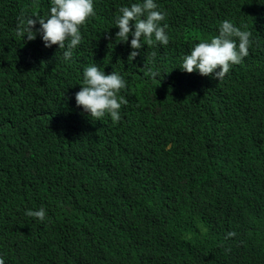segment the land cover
I'll list each match as a JSON object with an SVG mask.
<instances>
[{
	"label": "trees",
	"instance_id": "16d2710c",
	"mask_svg": "<svg viewBox=\"0 0 264 264\" xmlns=\"http://www.w3.org/2000/svg\"><path fill=\"white\" fill-rule=\"evenodd\" d=\"M136 1L93 0L96 15L81 26L82 41L66 61V49L45 47L40 34L32 41L16 35L20 18H48L51 0H0L6 264H22L16 257L121 264L124 247L139 238L149 241L145 264H202L214 256L264 264V0H211L204 14V0H157L169 43L142 41L129 61L133 37L116 40L115 18ZM225 20L252 33L249 55L221 80L183 71V58L217 36ZM93 64L105 74L124 73V107L146 110L149 123L127 130L122 113L119 122L109 114L100 121L77 106L84 69ZM154 72L194 83L173 90L176 108L157 126L147 106ZM57 145L66 152H47ZM40 207L43 222L26 215ZM158 229L176 243L172 256L151 244Z\"/></svg>",
	"mask_w": 264,
	"mask_h": 264
},
{
	"label": "clouds",
	"instance_id": "9594fccd",
	"mask_svg": "<svg viewBox=\"0 0 264 264\" xmlns=\"http://www.w3.org/2000/svg\"><path fill=\"white\" fill-rule=\"evenodd\" d=\"M210 1L204 0L205 6L201 10L203 14ZM51 4L50 15L47 19L38 14L34 16L35 19L33 17L20 18L16 26V35L32 41L36 39L37 34H40L45 47L58 45L59 49H66L63 56L68 61L72 58L73 50L82 41L81 26L90 17L96 15L93 0H51ZM157 8V0H137L130 7L124 6L119 9L121 14L115 18V25L119 28L116 40L126 43L129 34L133 37L129 61L139 55L138 50L145 45L142 41L147 45H154L157 42L164 46L168 45L169 37L165 31L167 25L161 26V22L165 19V13L158 11ZM37 23L40 25L39 28L35 27ZM251 35L250 31H241L231 21L225 20L221 23L217 36L213 37L210 42L198 43L190 54L183 58L181 69L187 73L198 71L201 76H213V78L221 80L229 72L231 66L240 64L243 58L249 55L252 43ZM152 55L155 56V53ZM180 75L182 77L172 78L171 82L162 77L157 78V72L148 75L147 106L152 112L153 124L156 126L161 125L176 108V104L173 102V90L184 86L194 87L193 82L183 74ZM83 77V86L76 93L75 100L77 106L83 107L91 118L103 121L105 114H109L111 120L116 123L121 120L122 113L127 119V130L132 129V131L144 123H149L146 110L124 107L128 104L129 99L125 93L128 82L123 72L109 71L105 74L93 64L84 69ZM185 110L186 108H184ZM62 148H64L63 145H57L49 148L47 152L51 154L66 152ZM26 215L41 222L47 218L44 207H40L38 210H28ZM227 236H235V233L229 232ZM138 241L133 244L128 243L124 247L126 257L121 259V264H145V259L149 256V241L143 238H139ZM150 242L165 256H172L178 248L176 243L169 240L165 229L161 231L158 229L153 233ZM14 259H22V264H35L29 263L21 257ZM0 264H6V260L0 258ZM10 264L20 263L12 261ZM54 264L64 263L55 262ZM202 264H231V260L229 257L214 256L204 259Z\"/></svg>",
	"mask_w": 264,
	"mask_h": 264
}]
</instances>
